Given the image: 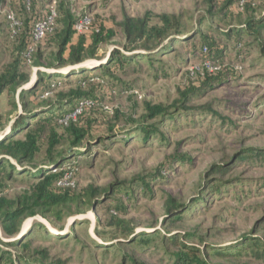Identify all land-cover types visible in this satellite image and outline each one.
Wrapping results in <instances>:
<instances>
[{"label":"rangeland","instance_id":"obj_1","mask_svg":"<svg viewBox=\"0 0 264 264\" xmlns=\"http://www.w3.org/2000/svg\"><path fill=\"white\" fill-rule=\"evenodd\" d=\"M216 1L213 6L221 2ZM37 2L42 14L63 3L74 19L87 15L116 32L99 46V64L113 50L126 56L145 54L140 49L123 51L117 25L125 19L149 18L150 24H157L159 15L180 16L188 31L199 30L211 35L217 46H226L219 33L240 29L249 15L258 19L264 9V0H253L255 6L248 12L225 16L213 9L211 17L207 0ZM14 7L13 0L0 2V71L11 57L6 16L17 13ZM242 41L248 46L245 58L230 48L219 61L209 63L214 73L229 68L235 75L206 89H201V80L213 72L206 69L197 39L174 43L166 53L152 57L151 64L141 60L114 70L111 84L96 90L98 103L91 112L93 139H106L78 157L72 182L78 196L114 186L115 196L108 200L120 202L125 212L81 205L80 214L60 223L36 215L24 222L22 232L42 224L51 235L33 232L28 252L0 245L6 252L0 264H180L177 255L189 250L196 260L190 256L186 264H264L254 255L264 249V31L258 40L244 36ZM27 71L31 79L37 76L32 64ZM19 91L0 97L4 124L20 110L11 112L10 106L18 102ZM97 108L106 116L102 118ZM108 121L114 126L109 137ZM144 126L152 132L148 138ZM67 148L64 143L58 150ZM250 149L255 155L246 160ZM16 178L5 184L3 197L12 200L29 191L31 183ZM133 180L145 182L148 189L127 185ZM124 188L134 189L131 197ZM171 204L180 206L176 213L167 211ZM0 238L16 240L6 238L1 227Z\"/></svg>","mask_w":264,"mask_h":264},{"label":"trees","instance_id":"obj_2","mask_svg":"<svg viewBox=\"0 0 264 264\" xmlns=\"http://www.w3.org/2000/svg\"><path fill=\"white\" fill-rule=\"evenodd\" d=\"M215 1L207 0L210 5L208 13L211 17L213 9L221 15L232 16L235 11L248 12L255 6L253 0L244 3L242 7L239 6L241 0H221L219 4L213 6ZM13 3L17 13H12L22 22V26L15 37H11L9 32L7 34L11 57L0 71V97L9 95L12 90H20L18 102L15 101L10 105L11 112H16L18 108L20 110L5 124L0 116V133L2 134L0 139V227L6 238H16V240L7 242L0 238V245L20 248L25 252L29 251L28 237L33 232L42 231L51 235L42 224L33 231L22 232L24 222L36 215L49 222L60 223L68 217L80 214L81 205L89 208L96 206L95 209L103 207L114 213L125 212L120 202L108 200L109 197L115 196L117 190L114 186H108L98 193L90 189L85 196H78L75 194L72 182L73 176L77 175L78 157L89 154L91 149L106 139L102 136H96L93 139L91 126L94 122L91 112L95 110L98 103L95 96L96 90L103 85L111 84L115 79L114 70L122 71L125 67H130L133 62L141 60L151 64L152 57L156 54L166 53L168 49H172L174 43L187 44L189 39L199 41L202 46L200 52L204 54L206 62L219 61L230 48L237 52L238 57L245 58L248 46L244 45L243 37L258 40L264 31V9L258 19L249 15L240 29L219 33L224 43H228L226 46H217L219 43L211 35L202 34L199 30L193 33L188 31L182 24L180 16L159 15L156 17L157 24H150L149 18L125 19L117 25L125 42L123 51L131 53L140 49L145 54L136 53L126 56L119 50H113L104 63L92 68L62 73L60 72L62 69L73 68L87 61L99 62L96 56L99 46L114 37L116 32L92 19V25L88 31L76 33L74 24L78 19H74L65 5L60 3L56 7L51 30L45 33L41 41L34 44L33 29L36 24L50 15V10L44 14L38 12L37 0H30L28 6L25 0H13ZM165 41L168 42L167 46L163 45ZM260 46L261 53L264 55V46L262 43ZM30 48L32 52L28 61L25 55ZM31 64L38 69L34 79H31L27 71ZM234 75V70L229 68H220L213 74L206 72L200 87L206 89L222 84L228 76ZM30 83H32L31 86H29ZM27 86L29 87L26 88ZM86 101L91 102V106H84L78 115L63 122L81 102ZM96 110L102 112V118L103 115L106 116L102 109ZM6 124H9L7 129H5ZM113 128L114 126L108 121L107 137L110 136ZM142 131L145 138L152 134L147 126L142 127ZM64 143L68 148L59 151L58 148ZM70 152L74 154L68 155ZM254 155L253 149H250L246 152L245 159L251 160ZM72 156L74 159L71 158ZM40 157L42 160L37 164ZM63 167H67L72 173L68 182L64 179V170L51 172L54 168ZM17 176L31 183L29 191L12 200L3 197L5 184L15 181ZM127 185L136 186L137 189L141 187L142 190H147L149 187L141 180H133ZM124 192L127 197H131L134 189L124 188ZM179 207V205L171 204L167 211L176 213ZM174 244L178 245L175 242ZM243 247H247V243ZM190 252L192 251L177 255L178 263L186 264L191 260ZM5 253L0 249V255ZM35 254L41 255L42 252H35ZM254 255L264 260V249L256 250ZM193 259L196 260V258ZM21 261L26 263L25 259Z\"/></svg>","mask_w":264,"mask_h":264},{"label":"built area","instance_id":"obj_3","mask_svg":"<svg viewBox=\"0 0 264 264\" xmlns=\"http://www.w3.org/2000/svg\"><path fill=\"white\" fill-rule=\"evenodd\" d=\"M249 1L250 0H241L239 3V6L242 7L244 3L249 2ZM25 2L28 6L30 3V0H25ZM54 18H55V11L51 10L50 15L44 21L35 25L33 32H32V38H33L34 44L41 41L45 33L51 30ZM6 20L8 23L9 33L11 37H15L22 26V22L12 12L7 13ZM91 25H92V18H90L87 15H84L78 18V20L75 22L74 30L76 33L81 34V33L88 31L91 28ZM31 52H32V49L30 48L29 52L25 55L28 61H29ZM209 63L210 62H205L206 69L209 70L210 72H213V68L210 66ZM84 106H91V102H88V101L81 102L78 108L70 116H67L63 122L65 123L69 118H74L76 115H78ZM59 170L65 171L64 179L66 180V182H68L72 175L71 171L68 168L67 169L54 168L52 169L51 172L55 173Z\"/></svg>","mask_w":264,"mask_h":264},{"label":"water","instance_id":"obj_4","mask_svg":"<svg viewBox=\"0 0 264 264\" xmlns=\"http://www.w3.org/2000/svg\"><path fill=\"white\" fill-rule=\"evenodd\" d=\"M97 65H98V64H97ZM97 65H94V66H97ZM88 67H90V66L86 65L85 63H83V64H80V65L75 66V67H73V68H68V69L61 70L60 72H62V73H67V72H69V71H71V70L83 69V68H88ZM0 139H2L1 136H0Z\"/></svg>","mask_w":264,"mask_h":264},{"label":"bare ground","instance_id":"obj_5","mask_svg":"<svg viewBox=\"0 0 264 264\" xmlns=\"http://www.w3.org/2000/svg\"><path fill=\"white\" fill-rule=\"evenodd\" d=\"M97 64H99V63H98V62H94V63H92V64H86V65H88V66H90V67L92 68V67H94V65H97ZM25 225H26V224H25ZM25 225H24V229H25V227H26ZM24 231H25V230H24Z\"/></svg>","mask_w":264,"mask_h":264}]
</instances>
